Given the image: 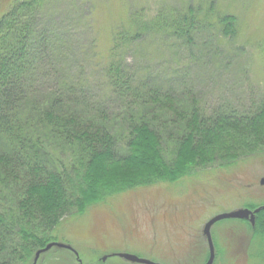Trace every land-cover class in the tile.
<instances>
[{"label": "rangeland", "instance_id": "1", "mask_svg": "<svg viewBox=\"0 0 264 264\" xmlns=\"http://www.w3.org/2000/svg\"><path fill=\"white\" fill-rule=\"evenodd\" d=\"M13 1L0 0V16ZM43 14L42 23L54 29L60 44L52 60L61 75L109 114L137 103L110 88L108 73L116 68L136 90L151 86L181 97L191 92L208 116L254 112L264 101V0H51ZM225 17L234 18L232 33L224 32ZM186 22L194 28L189 35ZM46 85L52 87L55 79ZM165 153L172 156L171 150ZM262 179L264 150L236 166L213 165L173 183L124 192L64 218L51 237L70 246L81 264H137L110 257L118 254L157 264H197L205 258V223L247 202H264ZM18 182L0 193V205L18 196ZM238 224L222 221L211 233ZM191 231L202 244L193 259L186 258L182 244ZM74 256L52 247L37 264H76Z\"/></svg>", "mask_w": 264, "mask_h": 264}, {"label": "trees", "instance_id": "2", "mask_svg": "<svg viewBox=\"0 0 264 264\" xmlns=\"http://www.w3.org/2000/svg\"><path fill=\"white\" fill-rule=\"evenodd\" d=\"M50 1L14 0L0 16V193L19 181L18 196L0 205V264L34 260L66 217L264 150V101L254 112L208 116L191 92L136 90L116 68L110 88L137 103L115 114L89 104L52 60L60 44L42 23ZM221 22L232 33L234 18Z\"/></svg>", "mask_w": 264, "mask_h": 264}, {"label": "flooded vegetation", "instance_id": "3", "mask_svg": "<svg viewBox=\"0 0 264 264\" xmlns=\"http://www.w3.org/2000/svg\"><path fill=\"white\" fill-rule=\"evenodd\" d=\"M261 195L264 196V194ZM239 209H247L250 211L246 219H223L214 223L216 225L222 221L235 220L240 223L237 229L231 228L228 230L227 228H216L215 236H213L211 229L214 224L210 228L213 247L212 264H264V230L260 224L258 226V222H264V202L259 204L247 202L232 211ZM203 227L201 233L205 249V258L202 262H197V264H206L210 256V244L207 237L203 234ZM193 233L195 232L191 231L187 234V237L182 243L186 250V258L190 259H193V257L197 258L200 255L202 245L199 237ZM229 236H232L231 240L227 239ZM71 252L75 255L76 264H79V262L81 264L82 262L78 258V254L75 251ZM110 257L120 258L118 255H112ZM110 257L106 256L104 259L102 258V263L110 259Z\"/></svg>", "mask_w": 264, "mask_h": 264}, {"label": "water", "instance_id": "4", "mask_svg": "<svg viewBox=\"0 0 264 264\" xmlns=\"http://www.w3.org/2000/svg\"><path fill=\"white\" fill-rule=\"evenodd\" d=\"M260 184H264V179L261 180ZM250 214V211L247 209H239L236 211H232L229 213H223V214H219L217 216H215L214 218L210 219L209 221H207L203 227V234L207 237L208 242L210 244V256L209 259L207 261L206 264H212L213 261V247H212V242H211V236H210V228L211 226L220 220L223 219H233V218H238V219H246L248 217V215ZM52 247H57V248H61V249H66V250H70V251H74L70 246L68 245H64V244H59L56 242H51L49 244H47L44 248L39 249L34 256V260H33V264H36L37 259L39 258V256L50 250ZM118 256L128 262H132V263H137V264H157L155 262L152 261H148L142 258H139L137 256L134 255H130V254H118ZM104 259V258H103ZM80 264V262H79Z\"/></svg>", "mask_w": 264, "mask_h": 264}]
</instances>
